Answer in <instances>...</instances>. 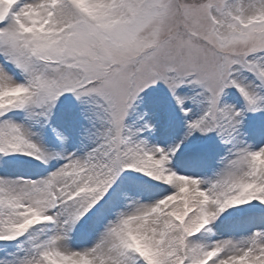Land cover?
I'll list each match as a JSON object with an SVG mask.
<instances>
[{
    "label": "snow or ice",
    "instance_id": "6c2138e0",
    "mask_svg": "<svg viewBox=\"0 0 264 264\" xmlns=\"http://www.w3.org/2000/svg\"><path fill=\"white\" fill-rule=\"evenodd\" d=\"M0 264H264V0H0Z\"/></svg>",
    "mask_w": 264,
    "mask_h": 264
}]
</instances>
